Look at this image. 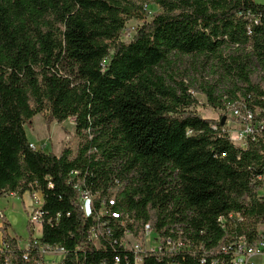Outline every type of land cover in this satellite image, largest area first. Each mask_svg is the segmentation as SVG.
Instances as JSON below:
<instances>
[{
    "label": "trees",
    "instance_id": "16d2710c",
    "mask_svg": "<svg viewBox=\"0 0 264 264\" xmlns=\"http://www.w3.org/2000/svg\"><path fill=\"white\" fill-rule=\"evenodd\" d=\"M149 4L160 12L146 20ZM130 19L141 25L126 42L120 37ZM191 87L213 108L252 112L254 136L236 146L223 115L205 118L188 109L196 102ZM44 111L46 125L73 118L75 152L30 145L24 125ZM258 175H264V4L0 0V197L39 191L43 199L42 234L35 243L28 224L27 249L0 214V264H45L40 244L61 250L55 264H134L136 256L142 264H211L218 255L209 250L221 241L261 237ZM81 191L92 196L89 215ZM229 213L241 219L233 216L223 228L217 219ZM149 222L190 249L135 253L122 246L126 232L137 234ZM219 258L216 264H229L227 255Z\"/></svg>",
    "mask_w": 264,
    "mask_h": 264
},
{
    "label": "rangeland",
    "instance_id": "374dc122",
    "mask_svg": "<svg viewBox=\"0 0 264 264\" xmlns=\"http://www.w3.org/2000/svg\"><path fill=\"white\" fill-rule=\"evenodd\" d=\"M257 4H264V0H254ZM160 12V8L154 4L146 6V13H144L146 20H151L154 14ZM141 25V20L130 19L127 21L123 34L120 39L128 42L134 35L135 30ZM185 65L190 67L189 58H185ZM194 76H196L194 74ZM189 93L195 98L196 102L193 106L188 109L194 110L205 118L217 119L219 116L225 117L224 128L229 131L239 127V123L231 114L229 108L222 110L216 109L207 103L206 97L203 93L191 87ZM47 114L46 111L36 114L30 122L24 125L26 137L28 141L34 143L36 148L44 152L59 153L63 148H70L74 152L77 149L79 143V137L75 134V124L73 118H68L62 123L53 121L49 125L44 122V116ZM21 196L12 198L3 195L0 197V212L9 223L7 232L12 237H17V243L19 247H24L29 238L28 224L33 231V222L29 220V213H26L23 207ZM82 204H86L84 198H81ZM2 224V223H1ZM260 225V224H259ZM259 225L257 228H259ZM261 231H264V223L260 227ZM152 233L146 229H139L137 234L133 236L126 234L124 243L128 248L132 249H151L154 245V238L156 237L153 231ZM34 233V231H33ZM47 256H51L45 260V264H55L56 260L60 256L58 249L46 251ZM138 264L139 261L137 260Z\"/></svg>",
    "mask_w": 264,
    "mask_h": 264
},
{
    "label": "built area",
    "instance_id": "2783aa9c",
    "mask_svg": "<svg viewBox=\"0 0 264 264\" xmlns=\"http://www.w3.org/2000/svg\"><path fill=\"white\" fill-rule=\"evenodd\" d=\"M258 22H259L258 17H254L253 23H258ZM248 33H250V30H248ZM229 109L231 110V114L239 123V127L234 129V131H229L228 129L225 130L228 134V138L236 146L243 147L246 144L247 137L254 136L258 124L252 123V112H250L249 110L246 109L243 111L239 106H231L229 107ZM30 145L36 148L31 143ZM255 180L260 182L257 190L259 188H262L264 190V175H258L255 178ZM259 196H263V195H259ZM81 198L85 199L86 204L81 203L82 202L80 201ZM35 202H37V200H35ZM79 202L85 215H89L91 212V202H92L91 194L88 193L87 191H81ZM41 215H42L41 205L36 206L29 212V220L33 223L40 222ZM114 216L116 215L114 214ZM233 216L240 218L239 213H229L227 216L220 215L217 220L219 221L221 226L225 228L228 219L232 218ZM151 225L152 222H149L148 224L143 226V229H146L147 231L149 230L150 233H152L151 231H153V233L156 236L153 240L154 245L151 249L128 248L127 245H125L124 243L125 235L130 234L133 236L132 233H128V232L124 234V237L121 242L122 246L126 249L134 251L135 253H138L141 250H146V251L157 250V251H166L168 253H174L185 249H190V244L187 243V241L185 242V240L182 239V237L179 236L176 239H173L170 236L161 237L156 233V231L151 227ZM91 239L93 240L96 246H99L98 230L94 227L91 228ZM34 242L38 243V239L34 238ZM39 247H40V252L43 254L45 260L52 256L53 253L51 254V256H47L48 254L46 251L53 250V248L41 244L39 245ZM59 251L60 254H62L61 250ZM209 253H215L216 255H218L217 256L218 258L221 255H227L229 257V264H264V233H262L261 237L253 243L247 242L246 237L244 235L234 236L230 240L228 239L227 241H221L216 247L209 250ZM217 257L212 259L211 264H216L218 261L221 260L220 258L218 259ZM24 258L27 259V254L24 255ZM115 260L118 261V257H115ZM137 260L139 261V263L142 264V258L140 256L135 257L134 264H138ZM199 260L200 263L206 262V258L204 256H201ZM6 263L11 264V261L9 259H6Z\"/></svg>",
    "mask_w": 264,
    "mask_h": 264
},
{
    "label": "crops",
    "instance_id": "0c3cea01",
    "mask_svg": "<svg viewBox=\"0 0 264 264\" xmlns=\"http://www.w3.org/2000/svg\"><path fill=\"white\" fill-rule=\"evenodd\" d=\"M31 144L35 146L34 143L31 142ZM56 154H58V153H56ZM257 193L259 195H263L264 196V190L262 188H259L257 190ZM6 196H9V197H12V198L18 197V195L15 194L14 192H9V193L6 194ZM20 199L22 200L23 207H24V210H25L26 213H29L34 207L41 205L42 204V201H43L42 194L39 191L34 192L33 194H31L29 192H24L21 195ZM35 200H37V202H35ZM0 214H1V212H0ZM262 224L259 225L258 231H260L261 233H264V231H261L260 230V227H261ZM1 225L2 224L0 222V226ZM32 225H33V231H34L33 238H36V239L40 238L41 237V234H42V226H41V223L40 222H35ZM28 244L29 243L26 242V244L24 245V247H20V248L21 249H27L28 248ZM2 246H3V242H2L1 231H0V249H1ZM60 256H61V254H60Z\"/></svg>",
    "mask_w": 264,
    "mask_h": 264
},
{
    "label": "water",
    "instance_id": "95a60500",
    "mask_svg": "<svg viewBox=\"0 0 264 264\" xmlns=\"http://www.w3.org/2000/svg\"><path fill=\"white\" fill-rule=\"evenodd\" d=\"M224 121H225V117L223 116V117L221 118V125L224 124Z\"/></svg>",
    "mask_w": 264,
    "mask_h": 264
}]
</instances>
